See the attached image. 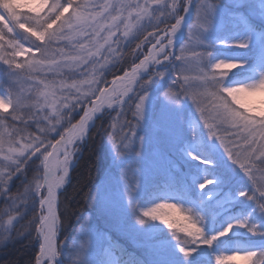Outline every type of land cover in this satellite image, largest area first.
<instances>
[{
    "label": "rangeland",
    "instance_id": "obj_1",
    "mask_svg": "<svg viewBox=\"0 0 264 264\" xmlns=\"http://www.w3.org/2000/svg\"><path fill=\"white\" fill-rule=\"evenodd\" d=\"M20 2L25 3L23 0ZM94 2L102 3L103 0H94ZM139 2L143 4L144 0H139ZM167 4V13L171 11L172 14H160L159 23H165L172 18L175 22L171 23L166 31L171 30L179 17H183L187 9V0H175L174 13L173 0H169ZM197 5H202L199 11L200 23L204 22L205 17L210 19L206 30L204 27H193L198 23ZM207 5L213 6L210 15ZM20 11L29 10L25 8ZM192 12L185 38L176 48L175 54L172 55V47L168 46L166 52L170 55L161 64V68L156 73L152 72L150 76L142 78L129 95L133 97L130 102L131 107L128 104L115 102L114 106L106 111L110 114L108 117L110 131L103 145V151L110 162V169L95 194L91 207L92 212L77 235L78 243L74 246L73 255L74 264H103L102 259L106 261V264H136L135 254L127 252L121 258L111 250L108 244L102 243L107 234L115 235L120 241L123 240L124 244L141 253L146 258V264H215V257L219 254L243 256L247 250H264V235L259 234L264 233V212L258 209L255 201L244 199L239 195L241 191L250 192L255 185L251 183L239 164H232L227 154L223 153V148L219 146V141L208 137L207 129L203 127V120L200 118L196 105L190 96H185L181 91L180 85L183 79L180 69L183 62L176 59L181 55V49L187 46L189 50L186 55L189 57L192 56V50L197 53L211 52L210 59L213 61L226 59L239 64L229 74L225 81L226 86L252 84L264 78V0H193ZM124 16H127V13ZM152 17H144L140 21L148 22ZM155 19L153 17L152 23ZM132 23L135 24L134 16ZM139 26L140 22L130 30L129 35L125 36L124 23H120L118 29H113L115 34L108 43L104 44L98 54L90 57L88 62L91 59H99L98 64L102 71L114 66L120 56L119 52L123 50L118 39L119 35H122L125 43L129 42L134 38ZM150 33L154 35L149 34L145 39L142 50L145 52L144 57L149 54L157 38L161 39L160 35L164 32ZM101 35L106 36L107 33L102 32ZM178 37L179 34L166 36L161 39V42L167 45L168 39L173 40ZM82 39L87 43V36ZM197 39L202 41L200 45L196 44ZM63 42L67 44L66 41ZM100 43L103 44V41L101 40ZM241 43L247 46L239 47ZM156 47L159 48L160 45L156 44ZM12 51V49H7L6 54L11 55ZM92 51L95 52V49L93 48ZM142 52H135L132 59H136ZM34 54L38 55L35 52ZM27 58L25 54L17 59L23 61ZM157 59L165 58L161 54ZM87 63L79 68L66 67L61 75L34 74L37 80L43 79L46 83L53 82L59 116L48 107H31L34 111L30 108L26 110L47 112L50 116L55 115L59 119L62 111H69L71 105H75L76 110L72 114H79L81 118L98 99L100 91L108 87L107 79L102 76L90 77L88 79H94L95 83L82 85L79 92L75 89L61 88L60 85L61 82L71 84L73 81L67 80L66 75L81 71ZM0 65L7 66L2 61ZM155 66L156 64L151 67V70H154ZM161 72L164 73L163 77L157 75ZM185 75L194 77L196 72H187ZM217 76L219 78V71H217ZM149 78L152 79L151 83L145 89H141L140 85ZM173 81L176 83L174 84ZM200 83L198 80L190 81L194 90L202 91L203 89L199 87ZM35 84L36 81L29 80L26 87ZM40 87L43 88V85L41 84ZM90 87L93 89L91 92ZM169 87L172 91L179 93L176 103L168 101L164 96ZM3 93L0 87V94ZM145 93L148 98L145 102L143 116L139 119L132 114L135 110L134 105L138 102L135 98ZM26 95L32 102L37 99L34 90ZM76 97L80 99L77 100ZM128 97L125 100H128ZM39 99L42 103L43 98ZM192 106L195 107L196 114L192 112ZM129 109L131 116L128 118L123 112L127 113ZM251 114L259 119L257 113ZM21 115H25V109ZM44 117H38L37 120L44 119ZM9 122L12 125L20 120L12 121L9 117ZM114 124L115 128H113ZM193 128L196 129L195 137L192 134ZM29 133L28 131L24 133L26 138ZM57 134V130L53 131V136ZM124 135L128 139H121ZM82 141L83 139L76 141L72 148L73 161L79 154L78 145ZM125 144L128 147H125ZM190 153L200 154L201 160L214 159L218 166L210 174H206L205 164L201 160L192 159ZM59 175H62V172H59ZM259 175L260 173L257 172V177ZM206 176L214 179L216 183L201 190L199 184L203 183ZM67 180L64 181V185L68 184ZM44 197H46V192ZM156 204H175L183 208L184 212L163 209V212L169 213L167 218L175 219L179 223L186 224L187 221L183 217L187 215L202 218L201 226L204 237L217 236V241L210 246L203 243V238L197 237L195 245L189 243L186 246V250L191 251L192 248L194 250L190 256L185 257L179 251V247L184 245L178 244L177 237L181 242L191 241L193 238L178 230L179 223L169 228L160 220L143 217V212L155 207ZM159 211L163 214L161 209ZM141 219L145 220L143 224L140 223ZM245 219L249 224L257 226L258 234L254 235L246 228L236 227L226 236H219L220 231L229 223L236 224L237 221ZM104 233L105 236L102 235ZM107 238H111V235ZM103 255H106L105 258ZM59 256L63 263L62 256L60 254ZM232 264H247V262L236 259L232 261Z\"/></svg>",
    "mask_w": 264,
    "mask_h": 264
},
{
    "label": "snow or ice",
    "instance_id": "obj_2",
    "mask_svg": "<svg viewBox=\"0 0 264 264\" xmlns=\"http://www.w3.org/2000/svg\"><path fill=\"white\" fill-rule=\"evenodd\" d=\"M154 5V6H153ZM202 5H197L198 23L193 25L196 27H204L210 23V19L205 17L204 22L200 23L199 11ZM28 9V13H22L20 9ZM176 4L173 0L172 9L175 12ZM168 4L166 0H144L141 4L139 0H103L102 3H96L94 0H39L38 3H22L20 0H0V61L8 66L9 85L3 94H0V185L7 184L11 178L13 171L20 172L21 165H26L29 155L39 153L43 156L45 166L44 178L39 180L33 178L35 189L40 191L41 188L47 187V196L40 200L41 208L47 205L48 215L40 218V235L43 236L44 242L40 245L41 257L56 256V249L53 243L55 236L54 223L55 216L53 213V204L55 199L54 189L63 183L68 174V164L71 152L69 145L75 139H78L86 131L88 121L92 118L91 113L99 110V106H95L84 112V116L79 121L78 125H74L68 130V133L61 135L60 140L55 144L49 143L52 151H48L45 147L41 152V145L44 141L39 136H31L28 134L26 138L24 133L28 128V124L21 115L22 111L31 107H48L53 113L59 116L57 109L56 91L53 87V82L46 83L43 79L37 80L35 73H54L61 75L64 68H79L82 64L88 62L90 57L99 53L100 49L107 44L111 37L115 34L113 29H118L120 23H124V35H129L131 29L139 24L144 17H152L156 13H167ZM209 15L213 11L212 5H207ZM186 11L188 9H185ZM127 13V16L124 14ZM67 14V15H66ZM135 14V24L132 23V17ZM171 15L172 13H167ZM184 17H179L175 25L171 27V34L175 35L177 29L181 25ZM127 21V23H125ZM89 29L91 31H89ZM106 32V36L101 33ZM150 35H154L150 33ZM189 35H192L190 31ZM88 37L85 43L82 37ZM103 41V44L100 41ZM66 41L67 44L61 46V42ZM173 41L168 39L167 45L157 38V48L153 44L152 50L140 64L133 68L131 74L126 73V80L122 81V87H114L111 90V96L115 97V101L119 104H128L131 107L133 97H128L124 100L128 93L133 91V84L136 83L137 73L140 69L147 66L149 62L159 64L160 60L157 57L163 54L165 59H168L170 53L166 52V48L172 45ZM202 41L196 40V44L200 45ZM27 45V46H26ZM246 44L241 43L239 47H246ZM65 48H70L65 51ZM95 49V52L92 49ZM7 49H12L11 55L6 54ZM187 46L181 49V55L178 56L183 62L180 69L183 83L180 85L181 91L185 96H190L193 103L196 105L200 113V118L203 120V127L207 129V135L219 141V146L223 148V153H226L232 164H239L244 170L245 175L255 187L250 192L241 191L240 196L255 201L258 209L264 212V79L258 84L250 85L247 88H224L220 85L221 75L219 78L217 72L209 69H219L221 67L234 68L233 63H214L208 53H197L192 50V56L186 55ZM38 53V55H35ZM27 59L19 61L17 58L25 56ZM195 71L196 75H185L187 72ZM163 77L164 73H157ZM36 81L34 86H27V81ZM191 80L200 81V88L203 90H194L191 85ZM94 79L81 81H73L71 84L61 82V88L75 89L80 91L84 84L92 85ZM151 81H144L140 87L145 89ZM175 84L176 81H173ZM43 85V88L40 85ZM188 85V87H185ZM35 91L37 99L35 102L30 101L26 93ZM89 91H93L91 87ZM100 91V90H96ZM87 95V93H85ZM168 101L176 103L179 99V93L169 90L164 93ZM43 98V102L39 98ZM67 99V97H64ZM147 95H139L135 99L133 116L142 118L147 100ZM79 100V97H76ZM101 101L111 99L107 90L100 91ZM67 107V105H64ZM109 107L112 106L110 102ZM11 109V112H9ZM257 113L256 115L251 113ZM31 117V111L25 113ZM9 117L12 121L20 120L23 124L18 127L15 124H9ZM44 119H48L47 116ZM59 123V119L56 121ZM119 123V121L117 122ZM116 125H113L115 128ZM11 129V130H9ZM234 130V131H233ZM42 133L48 132V128L41 127ZM121 131L123 129L121 128ZM219 133V134H218ZM193 137L196 136V129H192ZM231 137V138H230ZM46 138V136H45ZM121 139H128L126 135ZM125 147H128L125 144ZM63 149V159H60V151ZM194 160H201L200 154L190 153ZM39 158V157H37ZM54 161V166L52 164ZM259 161V163H257ZM204 164H210V160H201ZM62 172V175L53 177L54 171ZM257 172L260 173L257 177ZM216 181L212 178L205 177L203 183L199 184L201 190L208 188L209 185H214ZM32 188V184H31ZM25 196L13 199L23 200ZM35 202V199L33 200ZM170 208L174 212H184L183 208L177 207L175 204H156L155 207L143 212V217H150L151 220H160L169 228L175 227L174 223L165 215L160 214V209ZM3 215L9 217L7 223L12 224L14 217L8 210H5ZM192 219L191 215L184 216L183 219ZM2 221V217H0ZM144 219L140 220L143 224ZM246 228L249 232L258 234L257 226L249 224L247 220L237 221L236 224L229 223L219 236H226L234 228ZM0 229L7 232L8 229L0 222ZM189 229H192L190 231ZM180 232H184L187 236L192 237L191 244H196V238H203V243L212 246L217 241V236L211 238L204 237L203 229L199 228L196 223L189 224L188 228H179ZM264 235V233H259ZM178 244L184 246L179 247L180 253L185 257L192 254L186 250L189 241H180L177 237ZM248 259L253 264H264V250H247L243 256L222 255L215 257V264H226L229 260ZM37 264H40V258L37 259Z\"/></svg>",
    "mask_w": 264,
    "mask_h": 264
},
{
    "label": "trees",
    "instance_id": "obj_3",
    "mask_svg": "<svg viewBox=\"0 0 264 264\" xmlns=\"http://www.w3.org/2000/svg\"><path fill=\"white\" fill-rule=\"evenodd\" d=\"M23 1L25 3L39 2V0ZM168 2L169 0H166V3ZM22 13L27 14L28 11ZM160 14L161 13H156L153 16L156 18L154 23H152L153 17L150 18L148 22L143 23L140 21V26L131 41L125 43L122 35H119L118 39L120 40L123 50L119 52L120 56L115 61L114 66L108 67L106 70L102 71L99 68V59H91L81 71L66 75V79L69 81H81L94 76H102L105 77L107 81H110L124 74L125 71L138 63L144 56L145 52H142L143 46L150 32H164L171 23L173 24L175 22L172 18L165 23H159L160 20L158 17ZM133 16L135 17V14H133ZM64 45V42L61 43V46ZM65 50L69 51L70 48H65ZM135 52H142V54L136 59H132V55ZM101 57H103V55H101ZM7 68V66L4 67L0 65V87L4 92L10 83L7 77ZM192 107V112L196 114L195 107ZM32 110L34 111V109ZM74 110H76L75 105H71V110L62 111L59 123L56 122L58 118L55 115L52 114V117L47 112L40 113L31 111V117L24 115L26 116L25 121L28 124L26 131H28V133L30 132L32 136H39L44 141L41 145V152H43L45 147L50 151L51 147H48L49 143L53 144L58 136L79 121L80 115L72 114ZM29 111L30 110L25 109V113ZM130 111L129 109L127 113H123L129 118L131 116L129 113ZM44 116H47L48 119L37 120L38 117ZM109 116L110 114L107 113L100 117L89 132L88 140L81 144L77 165L71 172L70 181L59 196L61 232L58 239V252L62 256V264H74L73 255L74 246L78 243L77 235L83 226H85L87 218L92 212L91 207L93 206L97 189L110 169V162L107 160V156L103 151V145L110 131L108 129ZM15 124L18 127L23 126L21 121L15 122ZM105 125L106 127H104ZM41 127H55L58 134L53 136V132L42 133L40 131ZM210 161V164H205L206 174H210L211 171L218 166L216 160L213 159ZM43 164V156L39 153L29 155L27 164L21 165V171H13L11 180L7 184L0 185V217H2V221L0 222L8 229L7 232L0 229V238L4 240L3 243H0V264H37L41 245L38 238V227L41 216L40 200L45 196V191L41 188L40 194L35 198V202L25 197L23 200L15 199V204L13 205V199L22 197L25 187L30 182L32 184V189L35 190L33 178L36 177L41 181L43 180ZM244 199L246 198L244 197ZM5 210H8L14 217L12 224L7 223L9 217L3 215ZM77 219L80 220L78 221ZM102 235L105 236L106 234L104 233ZM108 235H111V238L108 239ZM105 238L106 239L103 240L102 243L108 244L111 250L121 258L124 253L131 252L135 254L134 261L136 264H146V258L137 250L124 244V242H122L123 240L120 241L113 234H107ZM99 242L100 240L98 243ZM103 256V258H105L106 255ZM102 262L106 264V261L103 259Z\"/></svg>",
    "mask_w": 264,
    "mask_h": 264
},
{
    "label": "water",
    "instance_id": "obj_4",
    "mask_svg": "<svg viewBox=\"0 0 264 264\" xmlns=\"http://www.w3.org/2000/svg\"><path fill=\"white\" fill-rule=\"evenodd\" d=\"M187 9L188 10L183 15L184 19L181 21V25L177 29L176 33H175V34L179 33V37L176 40H174L173 43H172V46H173L172 52L173 53L175 52V50H176L177 46L179 45V43L185 37L186 28H187V25H188L189 21L191 20V15H192V11H193V0H188ZM165 35L172 36L171 32H168ZM133 68H132L131 71H133ZM147 75H148V69L146 68L145 70H142L141 73L137 76L136 83L133 84L132 88H134L138 84V82H139V80L141 78H143L144 76H147ZM123 79H125V75L114 79L112 81L111 86L108 89H106V90L108 91L114 85H116L117 83H119V81H121ZM95 106H99V110L98 111H94V113L92 115V118L88 121V126L86 128V131L80 137H86V133L89 131V127L92 126L95 123L96 117L102 112V110L104 108V106L100 105V99L97 100V102L95 103ZM54 163L55 162L52 161L53 166H54ZM70 172H71V169L68 170V174H67L66 177L69 176ZM53 177L54 178L56 177V171H54ZM45 188L47 189L46 186H45ZM60 189H61V186L60 185L54 189V191H55V199H54V204H53V213H54V216H55V223H54L55 236H54V239H53V243H54V246H55V249H56V256L54 258H51L52 261H56L59 264H61V259H60V257L58 256V253H57V238L59 236V229L57 227L59 226V223H60L59 214H58V204H59V197H58V195H59ZM47 213H48V209H47ZM56 228H57V230H56ZM39 236L42 237V235H40V230H39ZM43 242H44V240L42 239V243ZM39 258H40V255H39Z\"/></svg>",
    "mask_w": 264,
    "mask_h": 264
},
{
    "label": "clouds",
    "instance_id": "obj_5",
    "mask_svg": "<svg viewBox=\"0 0 264 264\" xmlns=\"http://www.w3.org/2000/svg\"><path fill=\"white\" fill-rule=\"evenodd\" d=\"M207 53H208L209 57H211V55H212L211 52H207ZM177 59H179V57H177ZM212 61H213V60H212ZM213 62H214V63H224V64L233 63V62H229V61H227L226 59H217V60H214ZM233 64H235L236 67L239 66V65L236 64V63H233ZM236 67H234V68H236ZM234 68H225V67H221V68H219V69H212V68H210L209 70H210V71L214 70V71H216V72L219 71V74H222V75H221V79H220V85H221L222 87H224V88H247V87L250 86V85L258 84L260 80L264 79V78H261V79H259L257 82L252 83V84H244V85H239V86H226V85H225V81L227 80L229 74L232 72V70H233ZM146 81H152V79L149 78V79L146 80ZM261 92L264 93V89H261ZM145 95H147V93H145ZM53 131H55V127L48 128V132H53ZM39 194H40V191H37L36 189L33 190V189L31 188V182L25 187V189H24V193H23V195H24L25 197H27V198H29V199H31V200H34ZM163 209H165V208H162V209H161L162 212H163ZM167 209H170V208H167ZM163 215L167 216V215H169V213H168V212H163ZM191 216H192V219H187V218H185V220L187 221L186 224H185V223H179V222H178L177 220H175V219L171 220V223H174V224L179 223V227H180V228H188L189 224H191V223H196L197 226H198L199 228L202 229V226H201L202 218H200V217H194L193 215H191ZM162 223H163V222H162ZM189 230L192 231V229H189ZM187 241H188V240H187ZM3 242H4V240H3L2 238H0V243H3ZM190 242H191V241H189V243H190ZM232 261H233V260H229V261L226 262V264H232ZM244 261H246L247 264H253V262H252L251 260L244 259Z\"/></svg>",
    "mask_w": 264,
    "mask_h": 264
},
{
    "label": "bare ground",
    "instance_id": "obj_6",
    "mask_svg": "<svg viewBox=\"0 0 264 264\" xmlns=\"http://www.w3.org/2000/svg\"><path fill=\"white\" fill-rule=\"evenodd\" d=\"M154 64H156V63H154V62H149V63L147 64L146 67H144V68H142V69H140V70L138 71L137 76L140 74V72H141L142 70H144V69H146V68L150 69ZM131 73H132V72H130V73H128V74H131ZM125 80H126V77H125V79L122 80V81H125ZM122 81H120L119 83H117L116 85H114L110 90L107 91L108 94H109V96L111 97V99H110V100H109V99H105V100H103V101L100 100V105H102V106H108L109 103L111 102V103H112V106H114L115 102H113V101H115V97H114V96H111V90H112L114 87H122ZM125 97H126V96H125ZM125 97H124V98H125ZM112 106H111V107H112ZM93 107H94V106H93ZM93 107L88 108V110L92 109ZM93 113H94V112L91 113V117H92ZM68 147H69V146H68ZM69 151L71 152V156L69 157V164H71V163L73 162V152H72L71 148H69ZM60 159H63V149H62V148H61V151H60ZM47 209H48V208H47V205H45V212H44L43 216H47V215H48V213H47ZM42 239H43V236H42ZM43 240H44V239H43ZM46 262H48V264H56V262H55V261H52L51 258H50L49 256L41 257V255H40V264H45Z\"/></svg>",
    "mask_w": 264,
    "mask_h": 264
}]
</instances>
